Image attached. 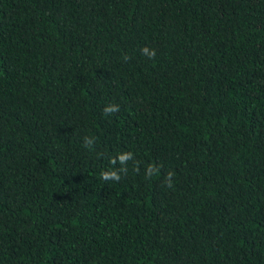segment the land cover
Masks as SVG:
<instances>
[{"label":"trees","instance_id":"obj_1","mask_svg":"<svg viewBox=\"0 0 264 264\" xmlns=\"http://www.w3.org/2000/svg\"><path fill=\"white\" fill-rule=\"evenodd\" d=\"M0 264H264V0H0Z\"/></svg>","mask_w":264,"mask_h":264},{"label":"clouds","instance_id":"obj_2","mask_svg":"<svg viewBox=\"0 0 264 264\" xmlns=\"http://www.w3.org/2000/svg\"><path fill=\"white\" fill-rule=\"evenodd\" d=\"M153 55H154V52H153ZM106 111H108V112L118 111V106H110V107H108L106 109ZM102 175H103V177L105 179H108L109 178V176L107 174H102ZM169 176H171V173L169 174ZM114 179L119 180V177L118 176H115ZM169 186H171V182L170 181H169Z\"/></svg>","mask_w":264,"mask_h":264}]
</instances>
